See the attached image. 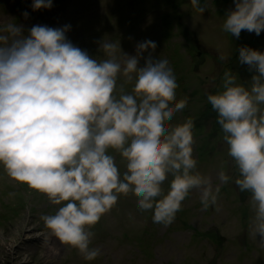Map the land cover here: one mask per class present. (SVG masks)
I'll return each instance as SVG.
<instances>
[{"label": "clouds", "instance_id": "9594fccd", "mask_svg": "<svg viewBox=\"0 0 264 264\" xmlns=\"http://www.w3.org/2000/svg\"><path fill=\"white\" fill-rule=\"evenodd\" d=\"M189 2L197 12L205 9L201 0ZM233 4L223 30L237 39L242 30L259 36L264 0ZM52 7L53 0L31 4L33 11ZM70 29L0 23V165L59 206L41 216L44 226L92 261L100 248L92 246L90 229L121 195L133 193L140 212L152 211L153 223L167 226L192 190L207 208L220 187L196 170L193 119L170 123L188 98L176 99L177 77L167 58L153 56L156 43L138 42L129 55L120 41L102 39L104 58L97 60L67 38ZM237 59L252 72L250 81L237 83L228 69L221 90L206 99L238 171L234 184L250 194V235L264 244V51L242 46ZM118 78L132 82L130 92L118 88ZM217 176L233 180L223 170Z\"/></svg>", "mask_w": 264, "mask_h": 264}, {"label": "rangeland", "instance_id": "374dc122", "mask_svg": "<svg viewBox=\"0 0 264 264\" xmlns=\"http://www.w3.org/2000/svg\"><path fill=\"white\" fill-rule=\"evenodd\" d=\"M184 1L188 3V0ZM8 3L5 16L3 3L0 5V23L14 22L15 20L25 29H30L31 26L21 15L23 13L21 4L17 5V0H9ZM59 9L67 11L58 10L48 16L45 13L37 12L32 20L35 25L42 23L54 28L66 24L71 25L70 31L66 33L67 38L75 46L86 50L89 56L94 59H99L102 56V52L99 51V42L102 39L110 40L111 38L113 41H120L121 44L127 39L126 33L133 30L136 35L142 34L141 37L145 40L156 43L154 57L164 58V55L170 57L168 61L176 77L183 76V69L194 67L195 63L199 65V74L202 77L212 73L221 62L225 63L228 58L233 56L236 45L234 42L239 44L241 43L239 40L246 41L250 48L256 50L261 48L259 42L253 41L255 33L242 30L241 38L234 37L233 41H228L232 42L228 49L225 42L228 38L221 36L215 28L220 18L213 13L216 11L214 6L205 10L204 16H199L192 5L190 7L182 6L181 11L186 13L188 24L184 23L185 16L177 18L169 31L163 23V17L172 19L171 15L167 10H162L161 15L157 14L159 8L152 4L151 0H62ZM84 9L91 11L85 12ZM110 9H116L119 12L110 15ZM16 15V19H11ZM182 29L189 33L197 32L198 37L204 39L206 49L202 48L201 53L208 55V66L203 58L194 63L193 57L180 49L179 43L183 39L179 32ZM167 34L170 36L169 41L166 42ZM246 35L249 36L247 39ZM211 37H215V45L211 42ZM161 40L163 41L162 45ZM210 42L215 48L210 45ZM221 54L226 57L225 60L219 59ZM144 55L146 56L147 53ZM141 64H143V60H141ZM173 64H177V68H174ZM211 65L213 66L211 67ZM185 75L187 78L185 95L180 97L188 98L191 90L194 89L206 93L208 88L214 85L212 79H208L207 83L203 80L194 81V76L189 70L185 71ZM118 80V88L122 86L125 92L131 91L132 82L126 83L123 78H118ZM205 108V104L201 106L197 102L192 103L187 117L194 119ZM185 120L182 115H174L170 123L175 125ZM194 121L200 124L202 134L194 136L193 150L197 144L198 156L205 157L203 161H199V166L202 167L197 171L208 176L214 187H221L222 183L219 181L217 173L220 170L225 171L233 178L229 182L231 192L222 193L215 205L205 208L200 201L199 190H192L182 202L181 211L177 212L175 221L169 224L170 227L153 223L152 219L149 220L144 215L138 214L133 206V203H136V196L133 193L121 195L110 215L106 213L90 229L94 232L92 246L100 248V254L95 260H85L77 249L62 243L47 231L44 232L42 238L47 237L51 241H56L60 255L46 264H264V244L259 242V238L254 239L249 232V219L253 214L251 206H247V214L244 217L239 209L241 205L237 204V202L248 203L250 194H235L234 178L238 172L231 169L229 165V163L233 165L231 158H228V163L224 152L217 156L212 162L213 164H208L209 153H206L207 146L204 144L208 128L202 121ZM113 154L123 171V161L118 154ZM210 170L213 171L210 172ZM5 174L1 165L0 264H9L10 259H14L10 264H23V261L29 262L30 256L27 259V255H23L21 259L16 260L15 254L23 253L25 250L31 256L41 257V252L36 254V251L44 249L41 232L33 231L32 227L41 228V216L49 212H56L59 206L51 204L43 193H40L43 197L37 194L31 195L28 190L18 186L15 180L6 177ZM163 187L167 191V181ZM219 202L222 204L217 209ZM28 222H32L33 225L25 227ZM211 228L219 232L218 238L206 234L210 232ZM30 229L31 233L26 234L25 231ZM24 235L36 238V240L26 242L23 239ZM10 244L12 247L14 244L15 247L18 245L15 250L12 248L11 254L7 252V247ZM33 263L34 261H30V264Z\"/></svg>", "mask_w": 264, "mask_h": 264}, {"label": "bare ground", "instance_id": "6f19581e", "mask_svg": "<svg viewBox=\"0 0 264 264\" xmlns=\"http://www.w3.org/2000/svg\"><path fill=\"white\" fill-rule=\"evenodd\" d=\"M32 225H33L32 222H28L25 225V227H29V226H32ZM9 226H11V225H9ZM32 230L36 231V230H40V229L35 226V227H32ZM32 230L30 229L28 231H25V233L26 234H30ZM23 239L26 242H30V241L36 240L35 238L33 239V238L28 237L26 235H24ZM17 246L15 247V244H14V247H12V244H10L7 247V252L11 254L12 253V248H13V250H15L17 248ZM37 252H41V257H39L38 255L37 256L36 255L35 256H31L30 254L27 253V251L24 250L23 251L24 254L23 253L15 254V259L19 260V259H21L23 257V255H27V259H29L28 256H30L29 262L23 261V264H30V261H34L35 264H46V263H49L50 261H52L53 259H55L56 257H58L60 255V251L57 248L56 244H52V243L45 244L44 245V249L42 251H37ZM12 261H14V259H12V260L10 259L9 264ZM46 261H48V262H46Z\"/></svg>", "mask_w": 264, "mask_h": 264}]
</instances>
